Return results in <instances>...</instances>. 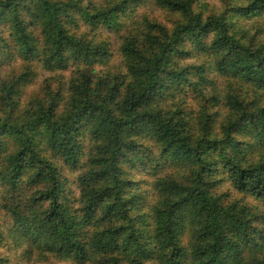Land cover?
Wrapping results in <instances>:
<instances>
[{
    "label": "trees",
    "instance_id": "obj_1",
    "mask_svg": "<svg viewBox=\"0 0 264 264\" xmlns=\"http://www.w3.org/2000/svg\"><path fill=\"white\" fill-rule=\"evenodd\" d=\"M221 1L227 8L205 15L199 0H155L177 16L175 25L145 18L121 37L123 69L111 72L93 68L109 60V45L70 26L79 17L119 30L120 16L141 0L105 9L81 0H0V49L28 63L0 83L7 107L0 113V244L75 264H264V210L225 205L215 194L228 181L264 207V29L252 34L248 26L264 19V0ZM199 54L207 59L185 61ZM34 60L47 71L75 70L67 90L45 79L44 94L19 110ZM211 71L239 79L255 98H244L242 85L219 92ZM143 139L167 164L192 168L187 182L158 181L160 201L149 217L123 170L129 158L144 161ZM66 169L78 172L75 196Z\"/></svg>",
    "mask_w": 264,
    "mask_h": 264
},
{
    "label": "rangeland",
    "instance_id": "obj_2",
    "mask_svg": "<svg viewBox=\"0 0 264 264\" xmlns=\"http://www.w3.org/2000/svg\"><path fill=\"white\" fill-rule=\"evenodd\" d=\"M120 0H81L83 7L89 8L90 6H97L98 8H107L108 6L112 7L116 2ZM200 7L198 8L203 14H217L221 13L227 5L221 0H199ZM78 17V16H77ZM147 18L151 21H156L160 24H163L167 28H172L175 24L173 22L177 20V16L168 12L167 10L159 7L155 0H141V2L131 3V10H127L125 14L120 16L119 19V30L109 31L103 27H91L79 17L76 18L75 22L72 24L71 33L76 34L80 38L85 40L92 41L94 43L105 42L109 45L111 50V57L109 60L103 64H94L93 68L97 70L109 69L111 72L121 71L123 69L121 65V55L119 52V47L121 44V37L125 35L130 30H139L144 25V19ZM248 26L251 29V33H255V30L264 29V19L248 21ZM258 28V29H257ZM258 39L263 42L264 34L261 32L258 36ZM9 50L5 51L0 49V83L8 82L11 83L16 77L20 76L28 68V63L24 61L21 57L14 55L8 57ZM204 61L207 59L205 55H193L192 59L185 60L188 63L195 62L196 60ZM183 61H180L182 64ZM33 71L32 78L23 84L19 90V98L21 99L18 109L22 110L26 107V104L30 101H33L35 98H38L44 94L46 85L44 84L45 79L53 78L54 82L51 85L52 89L62 88L64 91L67 90V84L70 82V78L74 73L75 67L69 66L68 69L64 71H47L42 67L41 64L34 60L29 63ZM208 77L217 85V90H227V87L230 88H239L242 84L241 81L233 77H223L219 76L217 73L211 71L208 74ZM13 79V80H12ZM242 89L247 95L244 98L252 99L255 98L253 94V88L248 85H242ZM180 93L177 92V96ZM187 104L189 108H196V101L193 99L192 92H187L185 94ZM260 97L264 101V92H260ZM226 111L222 109L220 111V116L218 118L219 122H223L226 118ZM7 113V107L4 104V101L0 99V113ZM144 148L142 152L144 153V161L140 159L129 158L126 160V164L123 166L125 171V178L128 180H133L137 182V188L140 196V209L141 213H145L150 216V209L159 203V190L156 188L158 181L163 178H173L177 181H186L190 177L192 168L188 164H176L169 163V158L166 155H163L160 150L155 147L154 142L150 140L143 139L141 141ZM11 147V146H9ZM146 149V150H145ZM85 154V153H84ZM260 154V152H259ZM263 154V152L261 153ZM141 156V155H140ZM86 159H82L84 162ZM80 168V167H79ZM78 172L76 170L69 171L66 169L63 175L69 180L68 187L75 194L77 190L75 185H71V182L77 180ZM230 183L225 181L220 185L216 190V196L220 197L223 204L231 205L236 203L237 205H246L255 211H263L264 207L261 203L257 202L249 196H244L235 192ZM31 190L29 191V193ZM148 219V218H146ZM191 238L189 230L185 232L182 236L183 244H187ZM0 240H2L0 238ZM0 264H75L70 261H64L57 259L52 256L38 255L37 251H32L30 255L23 253V247L14 249L12 242L3 241L0 244ZM144 264H153L147 262Z\"/></svg>",
    "mask_w": 264,
    "mask_h": 264
}]
</instances>
